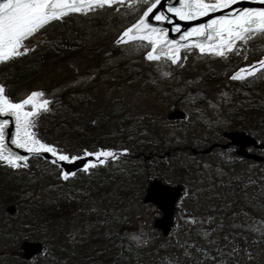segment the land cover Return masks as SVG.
<instances>
[{
    "label": "trees",
    "instance_id": "trees-1",
    "mask_svg": "<svg viewBox=\"0 0 264 264\" xmlns=\"http://www.w3.org/2000/svg\"><path fill=\"white\" fill-rule=\"evenodd\" d=\"M124 5L126 2L114 7L122 8ZM78 16L72 15L63 23L53 24L43 34L48 41L54 40L62 46L45 44L29 56L0 65V82L7 84V94L13 100L30 82L42 76L51 62H67L82 56ZM51 33L55 34L51 36ZM81 64L72 65L69 74L81 71ZM205 75L207 80L204 84L219 81L220 77H224L223 87L227 90L236 84L225 75L217 76L210 72ZM239 88L254 98L250 101L247 98L246 102L238 99L234 115L222 124L230 130L240 127L257 141H263L264 106L261 99H255L257 88L244 83ZM66 111L65 120L63 118L56 126L61 125L65 129L63 123L71 125L66 132L77 136L65 135L74 150L78 147L117 149L121 146L127 147L129 153L118 161H109L107 167H100L91 176L78 171L76 177L67 182L59 179L56 165L41 158L31 157L27 169L12 170L0 164V204L15 205V215L0 226V240L4 241L17 231L23 239L40 240L46 247L41 257L35 256L31 261L1 252L3 260H16V264H176L177 260L179 264H197L195 249L188 248L193 255L189 260L185 255L186 246H202L211 250L227 245L231 249L235 243L239 254L230 264H264V238L260 235L264 233V163L255 162L251 173L243 172L252 161L236 156L233 147L222 149L230 151L231 155L221 157L220 161L211 156L216 148L208 154L194 157L189 151L192 146H181L180 140L170 141L146 115H128L117 99H112L106 109L94 108L83 113L71 105ZM47 117L49 119L48 113L41 114L34 130L42 139L52 142L49 137L51 127L46 126ZM165 151L168 155H164ZM157 177L168 183L181 184L184 190L192 186L197 199L194 202L199 204V208L200 205H211L212 209L207 213L212 218L211 225L207 227V239L218 243L207 244L205 234L195 224L184 223L188 228L186 234L167 239L154 229L141 233L142 241L147 240L146 244L140 248L133 245L127 237L121 213L130 212V220L135 218V207L141 204L148 180ZM93 206L99 211L90 212ZM69 216L78 221L80 230L74 235L67 228L66 217ZM121 219L123 222L119 228ZM14 220L16 223L12 224ZM254 239L259 242L254 243ZM246 253H250L251 260ZM212 255L216 253L212 252ZM205 264H212V261H205Z\"/></svg>",
    "mask_w": 264,
    "mask_h": 264
},
{
    "label": "rangeland",
    "instance_id": "rangeland-1",
    "mask_svg": "<svg viewBox=\"0 0 264 264\" xmlns=\"http://www.w3.org/2000/svg\"><path fill=\"white\" fill-rule=\"evenodd\" d=\"M149 2L150 0H139L136 3L134 0L132 8H129L126 2L122 8L111 7L97 10L88 15H79L77 27L82 56L74 57L67 62L63 60L51 62L43 75L30 82L22 91L23 94L34 88H43L48 94L46 98L53 99V96L55 97L51 105L52 112L48 113L49 119L47 117L46 126L51 127L49 137L60 143L66 150L74 151V148L71 142L66 141L65 133L68 134V137L77 135L66 132L70 129V124L63 123L65 129H62L61 125L56 126V123L64 118L67 114L66 109L71 105L85 113L94 108L106 109L112 99H117L125 107V112L128 115H146L150 118V123L157 126V130L166 133V137L170 141L171 139L180 140L181 146L190 145L196 149H203L212 142L225 143L221 132L230 129L225 128L222 123L234 115V105L238 104V99H243L246 102L247 98L249 101L254 98L253 96L249 97L245 90L239 88L242 83L257 88L255 91L258 94L255 99L257 101L261 99L260 102L264 106V70L258 72L255 77L246 78L244 81H235L234 86H227L229 90L223 87L224 77H220L219 81L203 83L207 80L204 78L207 72L217 76L225 75L229 78L238 67L258 60L264 55V35L252 38L246 46V52L242 51L239 55L230 54L226 59L208 54L201 55L195 49L190 52L181 50V55L187 57L186 60L180 61L183 67L173 66L169 61L163 59L159 62L145 61L143 58L145 49L138 48L135 44L126 46L114 44L113 41L122 28L132 22ZM54 34L51 33V36ZM245 56L247 59L244 58ZM78 62L82 63V70L70 75L72 65H77ZM165 72L170 75L164 76ZM90 76L91 79H89ZM53 88H57L59 91L53 93ZM233 89L236 90L232 91ZM174 108H180L186 112L184 122L166 119V115ZM132 123L134 124L135 121ZM235 129L242 130L240 127L232 128V130ZM246 132L250 134L248 131ZM206 141L208 142L204 145ZM120 148L123 147L120 146L118 149ZM251 151L253 152V150ZM256 153L264 155L262 150ZM74 154L78 153L74 151ZM230 155V151H222L218 147L211 152V156L217 158L218 161L221 157L228 158ZM193 156L196 157V155ZM195 161L202 160L195 159ZM56 167L59 173L61 169ZM254 167L255 162L252 161L247 168L243 169V172L251 173ZM185 191L189 193L188 197H184ZM184 193L177 207L183 213H188L189 210H193L194 214L202 212L203 221L195 227L202 234L208 233L207 227L211 225V220L209 221L207 218L211 216L207 213L212 209L211 205H200L199 208V204L194 202L197 199L194 189L190 185L184 190ZM143 195L140 200L141 204H137L135 207L137 216L130 220V212L129 214L123 212L121 215L125 221L123 222L121 219L118 222L119 228L123 222V226L127 230V237L136 248H140L142 244L138 245V242L131 239V236L142 237V232L148 233L150 230H154L151 225L152 220L159 216L157 209L152 204L142 202ZM10 204L12 203L0 204V226L15 215V213L9 215L5 211L6 206ZM66 220L68 231H71L70 233L73 235L78 233L80 229L77 218L69 216L66 217ZM14 223H16L15 220L12 224ZM174 224L171 233L165 238H176L177 235L186 234L188 228L183 225L184 223L175 218ZM23 240L26 239H23L20 234L17 235V231H15L4 241L0 240V253L3 252L6 256L11 255V252L15 251ZM14 255L17 257V254ZM3 259L5 258L0 256V264L13 262ZM16 262L15 260L13 264Z\"/></svg>",
    "mask_w": 264,
    "mask_h": 264
},
{
    "label": "snow or ice",
    "instance_id": "snow-or-ice-1",
    "mask_svg": "<svg viewBox=\"0 0 264 264\" xmlns=\"http://www.w3.org/2000/svg\"><path fill=\"white\" fill-rule=\"evenodd\" d=\"M125 2L129 8L133 7L134 0H0V65L14 63L36 52L45 44L51 47L62 46L54 40L48 41L43 35L53 24L63 23L72 15H88ZM135 2L138 3L139 0ZM237 3L238 0H177L174 6L171 3L167 5V13L172 14L168 16L160 10L163 0H150L147 7L122 28L113 43L125 46L135 44L138 48L145 49V61L159 62L163 59L177 67H183L180 61L187 59L181 55V50L190 52L195 49L201 55L208 54L221 59H226L230 54L239 55L242 51L246 52V46L252 38L264 35V6L234 7ZM260 3L264 5V0H260ZM173 17L179 21L206 19L181 31V25L173 23ZM152 20L167 22L172 27H158L150 22ZM169 32L178 33L179 39L170 38ZM244 58L247 59L246 56ZM262 70L264 55L251 64L235 69L229 79L244 81L246 78L257 76ZM163 75L169 76L170 73L165 72ZM91 78L90 76L89 79ZM7 88L6 83L0 82V164L12 170L27 169L31 157L39 158L42 154H50L53 165L80 161L82 167L79 171L91 176L100 167H107L109 161H118L129 153L127 147L112 149L97 146L94 149L78 147L74 150L78 154H74L73 150H66L56 141L42 139L34 129L41 114L52 112L51 105L55 97L48 99V94L43 88H34L13 100L7 94ZM58 91L57 88L52 89L53 93ZM92 123L95 124L96 121L93 120ZM10 124L14 125L11 130V145L24 150L27 155H21L9 147L6 132ZM75 177V172L65 171L63 168L59 172V179L64 182ZM188 196L189 193L185 191L184 197ZM89 211L95 213L99 209L93 206ZM184 218L196 222L192 217ZM207 219L210 221L212 218ZM260 235L264 238V233ZM205 237L209 245L218 243L214 239H207V233ZM131 239L137 241L138 245L147 243L146 239L141 241L139 235H132ZM227 239L225 237L226 241ZM253 242L259 241L254 239ZM189 247L195 249L197 264H205L208 260H211L212 264H230L239 254L235 243L231 249L224 245L222 248L213 247L211 250L191 245L185 248V255L189 260L193 259ZM212 252L216 255L213 256ZM246 255L249 260L252 259L250 253ZM176 264H179V260Z\"/></svg>",
    "mask_w": 264,
    "mask_h": 264
},
{
    "label": "water",
    "instance_id": "water-1",
    "mask_svg": "<svg viewBox=\"0 0 264 264\" xmlns=\"http://www.w3.org/2000/svg\"><path fill=\"white\" fill-rule=\"evenodd\" d=\"M171 3L173 6L177 3V0H163V6L160 7L161 11H164L166 15L172 16L171 13H167L166 7ZM264 6L260 3V0H238V3L234 7H261ZM222 14V13H217ZM206 18H200L198 21H179L173 17V23H179L181 25V31L187 30L188 27L193 26L195 23H202ZM161 28L172 27L171 24L167 22H157L150 21ZM169 37L172 39H179L178 33L169 32ZM186 113L180 108H174L172 111L166 115L167 120H182L184 119ZM14 129V125L10 124L9 129L6 132L7 142L9 147L13 151L18 152L21 155H27L22 149H16L14 145L10 143L11 130ZM222 137L227 140L225 143L212 142L203 149H196L190 147L189 151L192 155H204L211 152L214 148H227L229 146L235 147V154L241 158L252 160L255 162L264 163V155L258 154L256 152L249 151L247 148L252 147L258 150H264V141H257L253 136L246 133L243 130H227L221 133ZM164 155H168V151H165ZM147 156L146 158H149ZM43 160L51 162L52 157L50 154H42L40 156ZM60 169L63 168L65 171L77 172L82 167L80 161L69 164L62 162L59 166ZM183 186L181 184L171 185L163 182L159 178H152L148 181L145 193L142 197V202L146 204H152L158 211L159 216L152 220V228L158 230L162 237H167L174 225V217L186 223H193L184 217H192L195 219V224H199L201 221L200 215L182 213L180 209L177 208V202L183 193ZM5 211L11 215L15 212V205L10 204L6 206ZM45 251V247L41 241L38 240H23L20 242L15 251L11 252L12 255L17 254L20 259L25 261L33 260L34 256L39 255Z\"/></svg>",
    "mask_w": 264,
    "mask_h": 264
},
{
    "label": "flooded vegetation",
    "instance_id": "flooded-vegetation-1",
    "mask_svg": "<svg viewBox=\"0 0 264 264\" xmlns=\"http://www.w3.org/2000/svg\"><path fill=\"white\" fill-rule=\"evenodd\" d=\"M224 140H226V139H224ZM226 142V141H225ZM233 149L235 150V148L233 147ZM249 151H251L252 150V148L251 147H248L247 148Z\"/></svg>",
    "mask_w": 264,
    "mask_h": 264
}]
</instances>
